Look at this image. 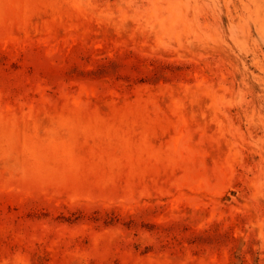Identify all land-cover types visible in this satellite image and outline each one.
I'll return each mask as SVG.
<instances>
[{"label": "rangeland", "instance_id": "374dc122", "mask_svg": "<svg viewBox=\"0 0 264 264\" xmlns=\"http://www.w3.org/2000/svg\"><path fill=\"white\" fill-rule=\"evenodd\" d=\"M0 264H264V0H0Z\"/></svg>", "mask_w": 264, "mask_h": 264}]
</instances>
